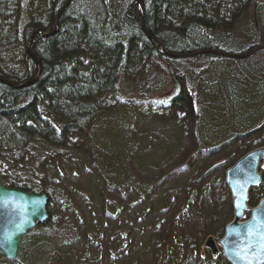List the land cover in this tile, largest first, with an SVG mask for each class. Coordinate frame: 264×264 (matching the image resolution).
Masks as SVG:
<instances>
[{"label":"trees","instance_id":"obj_1","mask_svg":"<svg viewBox=\"0 0 264 264\" xmlns=\"http://www.w3.org/2000/svg\"><path fill=\"white\" fill-rule=\"evenodd\" d=\"M137 1L70 0L64 8L67 0H0V184L44 194L48 217L22 239L26 259L10 264H117L134 249L143 264H227L189 240L222 236L232 214L225 172L264 147V52L244 61L174 56L264 47V16L251 31L257 38L235 34L264 0H142L141 10ZM34 31L44 37L35 36L29 48ZM213 59L215 89H200L199 77L198 91L190 92L185 60ZM36 60L39 75L25 86ZM151 63L170 72L177 93L169 102L132 92ZM121 108L133 109L139 122L143 108L164 116L163 126L136 125ZM100 132L110 140L97 138ZM96 147L106 151L105 163ZM149 147L159 154L158 167L136 170L131 161ZM122 158L129 160L127 178H113ZM75 172L88 177L86 192L95 197L88 208L68 188ZM258 174L251 208L264 198V166Z\"/></svg>","mask_w":264,"mask_h":264},{"label":"water","instance_id":"obj_2","mask_svg":"<svg viewBox=\"0 0 264 264\" xmlns=\"http://www.w3.org/2000/svg\"><path fill=\"white\" fill-rule=\"evenodd\" d=\"M69 1L67 0L64 8ZM141 2L142 0L137 1L139 10H141ZM61 13L62 11L59 15ZM38 35L44 37L42 31H34L30 37L29 48ZM147 37L160 47L157 41H153L148 35ZM259 51L264 52V47H256L243 54L201 51L197 54L174 57L188 58L209 54L244 61ZM163 53L165 54L164 51ZM36 63L37 73L25 86L33 83L39 75L37 60ZM262 162H264V148H259L246 154L225 172V184L232 198L233 219L225 227L224 235L218 244L228 264H264V198L250 210L249 219L244 221V212L248 210V192L260 182L257 171ZM46 204L47 197L44 194H31L0 184V253L7 262H14L17 259L22 238L36 226L47 221ZM205 247L212 255L217 253V247L212 239L205 241Z\"/></svg>","mask_w":264,"mask_h":264},{"label":"rangeland","instance_id":"obj_3","mask_svg":"<svg viewBox=\"0 0 264 264\" xmlns=\"http://www.w3.org/2000/svg\"><path fill=\"white\" fill-rule=\"evenodd\" d=\"M256 9L255 8L254 9H252V8L249 9V12L247 14V17H245L244 19H242V20L239 21V23H238V25H237V27L235 29V34L236 35L239 33V35L241 36L243 34V32H241V31H244V33L246 34V36H250L251 37L250 39L257 38V36H255L251 31H252V29L253 30L255 29V26H256V24L259 21V20H257V18L260 19V21H261V19H263V16H264V6L261 5L259 7V10H260V13L259 14L256 13ZM185 61H188V62H186L185 65H182L183 67H181V68L183 70L187 69L186 72H188V70L192 69L190 73H191V75H193V77L191 76L188 79V82H187L188 85H189L188 88H189V91L190 92H191V88L194 90V92H193L194 94H195V92L198 91L197 89L199 88V85H198V78L199 77H200L199 79L202 80L201 81L202 82V84H201L202 86H200V89H201V87H202V89H206L208 86H209L208 87L209 90H212V89L214 90L215 89V86H214L213 82H211L210 76H211L212 70L215 71L214 67L217 65L218 62H216L214 59L211 60V61H207V62L205 60H203V61H199L197 63L196 62L194 63V61H192V60H191V62H189V60H185ZM254 62L255 61H253V63ZM151 64H153V65H151ZM151 64H150L149 69H148V72H147L146 76H144L143 80H141L138 84L133 85L132 92L134 94H140V93H144L145 90H146V92L148 94H153L152 97L155 98L156 101L169 102L176 95V93H177L176 92L177 90H175V87L174 86L172 87L170 85V83H169L170 80H168V78L170 76V74H169L170 72H167L165 68L163 69V68H158V67L154 66L155 65L154 63H151ZM194 66L195 67L196 66L199 67V69H197V68L195 69ZM234 66L240 67L241 69L243 68V65L241 63L235 64ZM171 67L172 66H169V68H171ZM164 70L167 73L164 72ZM197 70H199L200 75L198 74L199 72H197ZM205 71H206V73H205ZM203 75L206 76V77L209 75V77L207 79H204L203 77H201ZM174 76H181V75L179 73H176ZM148 80H153V82L150 83L149 87H148V84H147L148 83ZM215 83L217 84L216 81H215ZM194 100H196V99H194ZM121 109L124 110L125 114H129L130 113L128 116L126 115L127 116V119L129 121L135 120L136 125H139L140 126V124H142L146 128H149L148 125H150V126L155 127L156 129L159 126H161V127L163 126L164 116L161 117V118H157L154 115V113H151L149 111H145V109L143 108L142 113H141V115L139 117L142 121L139 122L138 120L135 119L136 116L133 113V109H129V108H121ZM152 112H154V111H152ZM117 115H121V112L118 111L117 112ZM105 120L106 119L103 118V121H105ZM131 129H133V127H131ZM162 134H164V130H163ZM165 136L168 139L172 140L169 135H165ZM178 136L179 135H173V140H176L178 138ZM97 138H106V140H110V136L107 135V133H104L103 134L101 132L99 133V136ZM92 139H94V138H92ZM121 143H123V142L121 141ZM91 144H92V147L94 145H97L98 144L97 143V140L94 143L91 141ZM182 144L185 145L184 141L181 142L180 146H182ZM111 147H114L113 144L111 145ZM95 150L97 151V157L98 158L101 157V159H99V161L105 163L106 157L103 156V154L106 151L104 149H100L99 147H96ZM139 155H141V156H138L139 158L137 157V158H135L134 160L131 161V163L136 167V170H138V171H148V170H151V173H152L153 172L152 169H155V168L158 167L159 164H157V163L159 162L160 157H159V154L157 153V151H155V150L153 151L152 150V147H149L148 149L146 148V150H144ZM220 160H222V158L221 157H218V158L211 159L209 161H212L213 162L212 164H215V163H218ZM128 164H129V160L126 158L123 161V158H122L120 160V162L117 164L118 167L115 168L116 171H115V174L113 175V178L114 177L116 179H123V178L125 179V178H127V175L125 173V169L128 167ZM208 164H210V163L208 162L206 166H208ZM262 166H264V163L263 162L260 164L259 169ZM75 174H77V176L72 177L69 180V184L70 185L68 186V188L69 189L70 188L75 189L79 193V195L81 196V200L83 201L84 205L88 208V204L90 203V201H94L95 200V197L94 198L91 197L90 196V193L86 192V188H87L86 180L88 179V177L86 179V176L85 177H82L81 174H78L76 172H75ZM182 180H183V178H182ZM82 185H84V188L82 187ZM178 186L185 187L188 190L191 189V187H190L191 185L190 186L189 185L183 186L181 183L177 182L176 187H178ZM249 192H250V190H249ZM249 192H248V200H247V207H248L249 210L246 211L245 214H244L245 219L250 215V212L249 211L252 209L251 208V205H250ZM66 198H67L66 201L68 203H70L72 206L73 205H76L79 210L81 209V206H79V203L76 201L75 197H73V198L66 197ZM77 207H75V208H77ZM75 208H73V209L75 210ZM173 210L176 211V209H173ZM196 211L199 212L198 209H196ZM84 212H88V211H83L82 213H84ZM197 217H198L197 218V224L200 225L201 224V220H200L199 215ZM232 219H233V210H232L231 216L230 217H227L224 220L223 223L229 224L232 221ZM224 228H223L222 236L224 234ZM70 230H74V227L70 228ZM175 232L176 233L178 232V228L175 229ZM189 232H192V231H189ZM222 236L217 240L213 235H210V236H207L204 241H202L200 244H198L196 242V238L192 235L191 236V239L189 240V242H191V245L193 243V246H195V245L196 246H200V254L201 253L203 254V251H206L207 250V251H209L210 256L213 257V258H215L217 255H221L222 254L221 251H220V248H219V244H218L219 243L218 241L222 238ZM209 238L212 239V241L214 242L215 246L217 247V253L215 255H212L211 254V251L205 247V241L207 239H209ZM139 243L140 242H138V244H137L138 246H139ZM49 254H50V252H47V253H45V256L47 257ZM130 254L128 255L129 257H125V260H119L117 262V264H143L142 263V260L139 259V258H137L138 257L137 256V254H138L137 249H134L133 250L131 256H130ZM26 256H27V254H21V253H19L18 258H21V261L23 262L26 259ZM23 258H24V260H23ZM35 262H39V258L36 257L35 260H34V263ZM1 264H10V263L1 262ZM15 264H18V263H15Z\"/></svg>","mask_w":264,"mask_h":264},{"label":"bare ground","instance_id":"obj_4","mask_svg":"<svg viewBox=\"0 0 264 264\" xmlns=\"http://www.w3.org/2000/svg\"><path fill=\"white\" fill-rule=\"evenodd\" d=\"M175 59H179V58H175ZM30 81H31V79H30L27 83H29ZM34 82H35V81H34ZM34 82H33V83H34ZM27 83H26V84H27ZM26 84H25V85H26ZM31 84H32V83H31ZM29 85H30V84H29ZM27 86H28V85H27ZM261 148H263V147H261ZM19 249H20V246H19L18 250H19Z\"/></svg>","mask_w":264,"mask_h":264}]
</instances>
